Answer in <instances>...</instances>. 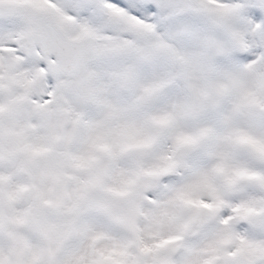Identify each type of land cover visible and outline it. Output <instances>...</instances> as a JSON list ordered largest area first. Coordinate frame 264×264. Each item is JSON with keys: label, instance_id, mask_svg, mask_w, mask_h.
<instances>
[{"label": "snow or ice", "instance_id": "1", "mask_svg": "<svg viewBox=\"0 0 264 264\" xmlns=\"http://www.w3.org/2000/svg\"><path fill=\"white\" fill-rule=\"evenodd\" d=\"M0 264H264V0H0Z\"/></svg>", "mask_w": 264, "mask_h": 264}]
</instances>
